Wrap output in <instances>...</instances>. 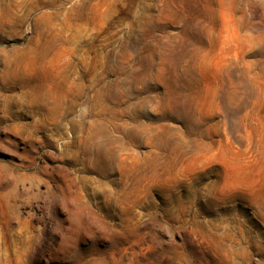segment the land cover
<instances>
[{
  "label": "rangeland",
  "instance_id": "obj_1",
  "mask_svg": "<svg viewBox=\"0 0 264 264\" xmlns=\"http://www.w3.org/2000/svg\"><path fill=\"white\" fill-rule=\"evenodd\" d=\"M0 264H264V0H0Z\"/></svg>",
  "mask_w": 264,
  "mask_h": 264
},
{
  "label": "bare ground",
  "instance_id": "obj_2",
  "mask_svg": "<svg viewBox=\"0 0 264 264\" xmlns=\"http://www.w3.org/2000/svg\"><path fill=\"white\" fill-rule=\"evenodd\" d=\"M7 53V52H6ZM35 55V54H34ZM46 57V56H45ZM43 61V60H42ZM11 65V64H10ZM30 82V81H29ZM32 83V82H31ZM49 100H51L50 96L45 93V94H41L39 96H35L33 98L30 99V103L32 105H39L41 107H47L49 109V111L52 113L55 111V105H49L50 102ZM18 178V177H17ZM21 192V191H20ZM20 194V193H19ZM15 195V194H14ZM17 195V194H16ZM18 197V196H17ZM16 198V196H15ZM10 199V198H8ZM11 201V200H10ZM16 201V200H15ZM8 202V201H7ZM16 203V202H15Z\"/></svg>",
  "mask_w": 264,
  "mask_h": 264
}]
</instances>
